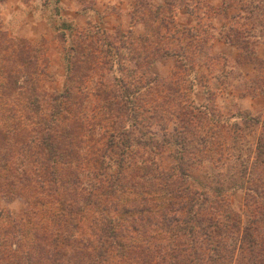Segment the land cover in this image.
Instances as JSON below:
<instances>
[{"label":"trees","instance_id":"16d2710c","mask_svg":"<svg viewBox=\"0 0 264 264\" xmlns=\"http://www.w3.org/2000/svg\"><path fill=\"white\" fill-rule=\"evenodd\" d=\"M131 20L143 34L64 24L53 93L46 41L13 36L0 9V199L25 203L0 206V264H264V118L196 105L189 81L215 38L258 63L264 0H140Z\"/></svg>","mask_w":264,"mask_h":264},{"label":"rangeland","instance_id":"374dc122","mask_svg":"<svg viewBox=\"0 0 264 264\" xmlns=\"http://www.w3.org/2000/svg\"><path fill=\"white\" fill-rule=\"evenodd\" d=\"M85 8H90L94 4L95 0H83ZM158 3L156 5H163L164 0H156ZM58 0H7L1 6V14L3 23L6 29L13 35L27 39L29 41H39L44 39L49 48V65L48 74L50 76V81L48 83V88L53 93H62L67 84V74L65 69V55H64V40L60 38V33L64 31V24L66 28L70 25L78 29H84L87 25L77 26L71 23H62L58 20L60 12L56 7ZM132 11L135 10L140 0H131ZM20 4V6H19ZM247 4V3H246ZM116 7L113 6L112 10L108 11V14H115ZM183 16L179 17V21L184 25H188L193 22V18L186 15L184 11H181ZM113 16V15H111ZM120 20H123L120 19ZM40 21L41 23H48L50 27L46 25H39L34 23ZM118 20L108 19L105 21H98L94 15L87 21L90 25L99 26L103 30L110 33H114L116 30L123 31L118 27ZM141 23V22H138ZM262 27H259L257 31L259 32ZM145 31V26L135 30L136 34H143ZM264 31V29H263ZM128 32V31H123ZM67 36L70 35L71 30H66ZM219 33V32H218ZM216 33V34H218ZM42 38L39 35H43ZM211 42V41H210ZM209 42V45H210ZM69 44V41H68ZM208 45V46H209ZM209 48L203 53H199L196 57V69L193 73H190L189 81L195 80L193 100L196 105H210L211 107H217L226 116H231L233 113H244L249 114L254 117H258L260 120L264 118V107H260L257 104L255 111L247 110V104L245 102H239L238 99L243 96V92L251 94L252 91L258 90L264 84V69L263 65L253 62H245L241 58L244 54H240L239 58L241 64H254L258 70L259 74L257 76H245L239 74V72L229 73L226 68H223L224 60L220 57H213L208 52ZM238 50V49H237ZM239 51V50H238ZM262 61V60H261ZM175 58L166 57L157 61L151 68V72L157 77L167 79L169 78L173 71L175 70ZM228 73V72H227ZM244 74V73H243ZM239 103H242L239 105ZM235 120L233 119V122ZM258 133H254L250 137L252 143L255 142V137ZM232 202L234 208L238 212L244 213V193L240 190H236L232 195ZM0 206L8 211H10L14 216H19L24 212L25 203L23 200H8L0 199ZM246 218V214H244Z\"/></svg>","mask_w":264,"mask_h":264},{"label":"crops","instance_id":"0c3cea01","mask_svg":"<svg viewBox=\"0 0 264 264\" xmlns=\"http://www.w3.org/2000/svg\"><path fill=\"white\" fill-rule=\"evenodd\" d=\"M155 4L158 2L153 0ZM164 0L162 3H164ZM207 4L214 10H220L222 7L223 0H206ZM20 6V4H19ZM116 7L115 14H108L109 10H112V7ZM56 7L58 8L60 15L58 20L62 23H71L76 24L77 26L87 25V21L91 18L92 15L96 17L98 21H105L108 19L118 20L117 25L123 31H129L130 29L136 30L144 26L143 23H132V3L131 0H95L94 4L90 8H85L83 0H58ZM123 20H120L122 19ZM47 26L48 23H41L40 21L35 22L37 25ZM211 24L214 28L215 33H218L224 26V18L220 15H216L211 18ZM45 36L39 35L40 38ZM211 56L220 57L224 60L223 68L227 69V72L224 73L226 76L229 73L239 72L241 75L245 76H257L259 74L258 68L254 64H241L239 62V51L233 45L227 44L224 41L215 38L210 42L209 51ZM257 58L264 61V39H261L256 47ZM226 66V67H225ZM244 73V74H243ZM239 102H245L247 104V110L255 111L257 104H260V107H264V84L263 88L256 90L254 94H245L238 99ZM242 103H239V105Z\"/></svg>","mask_w":264,"mask_h":264}]
</instances>
